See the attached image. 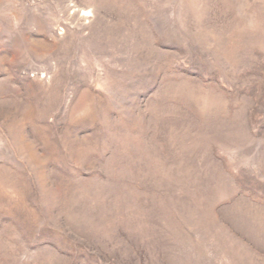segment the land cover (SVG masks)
<instances>
[{
  "label": "rangeland",
  "instance_id": "1",
  "mask_svg": "<svg viewBox=\"0 0 264 264\" xmlns=\"http://www.w3.org/2000/svg\"><path fill=\"white\" fill-rule=\"evenodd\" d=\"M0 264H264V0H0Z\"/></svg>",
  "mask_w": 264,
  "mask_h": 264
}]
</instances>
